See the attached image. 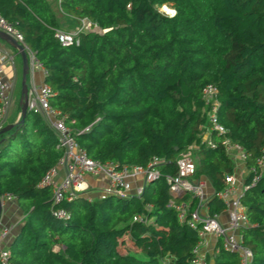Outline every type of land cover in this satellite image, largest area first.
Returning <instances> with one entry per match:
<instances>
[{
  "label": "trees",
  "instance_id": "obj_1",
  "mask_svg": "<svg viewBox=\"0 0 264 264\" xmlns=\"http://www.w3.org/2000/svg\"><path fill=\"white\" fill-rule=\"evenodd\" d=\"M60 7L76 26L86 20L105 33H80L79 44L64 47L46 0H0V16L46 71L51 107L92 160L117 170L147 168L154 158L164 164L139 196L81 195L54 205L52 189L39 185L64 150L28 110L10 132L0 131V198H14L24 217L9 247L12 264H192L201 240L189 217L181 223L169 207L188 197L173 198L166 178L193 149L195 178L219 192L236 168L223 139L245 150L249 169L263 151L264 0H61ZM209 86L217 90L226 135L210 130L213 102L203 93ZM208 132L215 148L203 143ZM211 202L216 212L225 208ZM242 204L250 223L241 231L243 245L251 264H264V178ZM54 209L70 218L56 219ZM214 264L240 259L221 244Z\"/></svg>",
  "mask_w": 264,
  "mask_h": 264
},
{
  "label": "built area",
  "instance_id": "obj_2",
  "mask_svg": "<svg viewBox=\"0 0 264 264\" xmlns=\"http://www.w3.org/2000/svg\"><path fill=\"white\" fill-rule=\"evenodd\" d=\"M61 2V0H59ZM0 32L11 37L18 44L22 45L28 57L29 72L34 74L37 71H46L42 64L38 61L36 54L32 52L24 42V37L11 23L0 16ZM83 32H101L98 27H94L91 23L84 20L80 28L74 32L58 31L56 37L61 45L69 47L74 44H79V34ZM105 33V31H102ZM4 60L0 62V131L6 125L12 104L13 83L5 78ZM204 98L207 102H213V107L209 114L211 131L226 135V129L219 124L216 112L217 103L215 97L217 90L209 86L204 89ZM52 97L51 88L48 85L37 87L32 85L28 89V110L39 114L47 123V125L55 133L59 145L63 148V155L58 160L56 166L52 168L42 178L39 187H49L52 189L54 205L60 204L64 199L71 202L81 195H86L89 187L86 184V177L105 176L110 181V187L105 191L102 197L107 195H116L126 197L130 195H140L143 188L136 193H132L133 180L137 177H143L145 184L157 180L161 176V165L164 164L162 159L154 158L147 168L142 167H125L122 170H117L112 164H101L98 161L92 160L87 154L78 147L77 141L71 134L70 129L66 126L65 119L62 114L53 109L50 105ZM209 130V132H211ZM204 135L203 143L208 147L215 148V143L208 139V134ZM222 146L225 152L232 158L237 165L246 164L248 155L245 150L236 144H233L229 139L222 140ZM197 158L194 156L193 149L183 152L177 161V172L173 176H167L166 180L170 186V192L173 198H184L191 196L199 203L200 209L195 212H190L186 203L177 204L171 202L169 207L173 208L182 223L188 220L191 228L197 231L200 238V243L194 249V260L192 264H206L205 256L201 255V247L205 245L208 238L214 237L222 239L224 250L237 254L240 259V264H251L253 254L250 249L243 245L241 231L244 228L250 227L246 208L242 204L244 194L264 178V149L260 156L256 159L254 167L249 169V177L251 184H243L241 191L236 192L237 177L236 165L235 173L226 178V189L214 192L212 198L221 200L228 212V223L226 225L220 222V214L213 213L202 215L201 208L204 207L207 201L205 187L200 182H195L194 177L197 171ZM61 171H65V177H59ZM53 216L58 220L66 221L70 218L67 211L63 209H54ZM135 221L139 218H134ZM13 228L0 224V264H12L11 251L6 248V242L12 237Z\"/></svg>",
  "mask_w": 264,
  "mask_h": 264
},
{
  "label": "crops",
  "instance_id": "obj_3",
  "mask_svg": "<svg viewBox=\"0 0 264 264\" xmlns=\"http://www.w3.org/2000/svg\"><path fill=\"white\" fill-rule=\"evenodd\" d=\"M49 4L51 10L61 12L71 24L75 27L74 30H66L65 28L62 29L64 32H74L79 26H76L73 18L65 13L62 12L60 7L59 0H46ZM55 9H54V8ZM55 14V13H54ZM56 16V14H55ZM57 18V16H56ZM2 59L4 60V73L5 78L13 83V94H12V104L10 107L9 115L7 118V122L4 128L8 126H15L17 125L21 118H22V105H23V89H22V59L18 51L12 47L9 43L0 40V62ZM36 85L37 87L46 84V75L43 71H37L34 74L28 72L27 77V86L28 89L32 85ZM45 121V120H44ZM46 123V122H45ZM47 124V123H46ZM198 161V158L196 162ZM236 169V177H237V185H236V192L239 193L244 183H246L247 179L249 178V167L247 164H235ZM60 179L65 177V171H61L59 174ZM87 186L89 187L88 192L84 195L89 200L91 199H99L104 195L105 191L110 187V181L105 176L100 177H86L85 179ZM195 182H200L205 187V192L207 195V201L204 207L201 208L202 215L212 214V213H219L220 222L224 225L228 223V212L226 208L222 210H217L216 206L212 205V195L215 192L211 186V184L207 181L205 177H200L199 179L194 177ZM133 190L132 193H136L139 189L143 188L145 185L143 177H137L133 180ZM227 187V184H226ZM226 187L224 189H226ZM223 189V190H224ZM222 191V190H221ZM188 205L189 211L195 212L200 209L199 203L196 199L188 196L187 201L184 202ZM2 204V213L0 223L3 226H8L13 228L12 237L6 242V248H9L14 236L18 232L22 222L24 221L23 213L19 209L17 201L11 197H5L1 199ZM222 244V239H216L214 237L208 238L205 245L201 247V255L205 256L206 262L209 264H214V258L218 255L220 246Z\"/></svg>",
  "mask_w": 264,
  "mask_h": 264
},
{
  "label": "water",
  "instance_id": "obj_4",
  "mask_svg": "<svg viewBox=\"0 0 264 264\" xmlns=\"http://www.w3.org/2000/svg\"><path fill=\"white\" fill-rule=\"evenodd\" d=\"M0 40H3L7 43H9L12 47H14L18 53L21 56L22 59V68H23V74H22V89H23V105H22V116L25 117V115L28 112V86H27V77L29 72V64H28V57L25 52V49L22 45L18 44L15 40H13L8 35L4 34L3 32H0ZM14 126H8L4 128L1 131V134H6L10 132ZM1 213H2V204H1V198H0V219H1Z\"/></svg>",
  "mask_w": 264,
  "mask_h": 264
},
{
  "label": "rangeland",
  "instance_id": "obj_5",
  "mask_svg": "<svg viewBox=\"0 0 264 264\" xmlns=\"http://www.w3.org/2000/svg\"><path fill=\"white\" fill-rule=\"evenodd\" d=\"M54 8V7H53ZM169 7H164L162 10L165 11V13H173V11L171 9H168ZM55 9V8H54ZM54 13L57 16V20L59 21V23L61 24V26L63 28H65L66 30H74V26L71 24V22L68 20V18H66L61 12H58L56 9L54 11ZM169 14V15H170ZM102 32V31H101ZM103 33V32H102ZM29 64V62H28ZM1 224V223H0ZM55 251H58V248H55Z\"/></svg>",
  "mask_w": 264,
  "mask_h": 264
},
{
  "label": "bare ground",
  "instance_id": "obj_6",
  "mask_svg": "<svg viewBox=\"0 0 264 264\" xmlns=\"http://www.w3.org/2000/svg\"><path fill=\"white\" fill-rule=\"evenodd\" d=\"M169 9V8H168Z\"/></svg>",
  "mask_w": 264,
  "mask_h": 264
}]
</instances>
